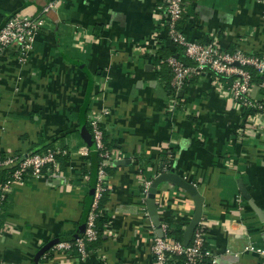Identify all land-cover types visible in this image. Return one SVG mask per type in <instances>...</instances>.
I'll return each instance as SVG.
<instances>
[{
    "label": "crops",
    "instance_id": "1",
    "mask_svg": "<svg viewBox=\"0 0 264 264\" xmlns=\"http://www.w3.org/2000/svg\"><path fill=\"white\" fill-rule=\"evenodd\" d=\"M49 1L0 0V28L15 13L45 19L26 60L17 45L0 52V154L67 149L55 172L13 188L0 264H36L49 242L83 235L91 189L80 128L87 99L89 114L107 111L101 126L118 148L102 203L109 221L85 259L73 247L53 251L44 264H152L157 228L142 211L141 190L171 150L175 172L204 197L206 246L217 264H262L256 249L264 248V221L252 203L264 215V126L248 122L212 73L192 79L171 108L166 60L184 54L167 36V0H63L44 14ZM181 29L196 41L262 55L264 0H185ZM157 207L162 221H177L193 214L194 202L164 183Z\"/></svg>",
    "mask_w": 264,
    "mask_h": 264
},
{
    "label": "built area",
    "instance_id": "2",
    "mask_svg": "<svg viewBox=\"0 0 264 264\" xmlns=\"http://www.w3.org/2000/svg\"><path fill=\"white\" fill-rule=\"evenodd\" d=\"M63 0H51L44 7V14L55 9ZM168 15V38L182 49L185 57L190 60L186 62L182 58L170 55L166 63L172 71L170 82V103L171 108H177L180 103L179 92L195 77L203 74L215 73L219 77L227 79L224 84L234 100L244 106L246 111L253 110L247 117L249 123L255 126H264V54H248L242 50H227L220 47L217 42H200L191 39L181 29V20L185 13V0H167L165 6ZM44 17H33L24 13L11 15L0 28V52L11 45H17L21 54L20 59L26 60L33 47L37 33L44 24ZM160 47V44L157 46ZM157 51L153 53L156 55ZM255 75L260 80H255ZM260 90V98L254 95V90ZM103 113H91L90 125L95 139L96 147L100 150L102 160L98 169V180L94 189V198L86 221L85 230L81 237L74 241H63L53 245V251L59 252L77 247L81 258L85 259L89 254L88 245L99 239L100 231L97 220L102 216L103 209L101 201L108 192L107 167L112 165L118 157V150L107 148L104 143L105 131L101 126ZM85 153L90 152L85 147ZM67 154V149L62 146H53L43 152L30 151L26 154H12L0 158L1 168H12V178L5 183H0V202L10 197V194L17 184L25 183L30 178H40L55 172L59 168V156ZM90 165V161L88 163ZM168 172V167H164ZM88 175V174H87ZM89 180V175H88ZM151 180L144 182L142 187L141 208L151 223L153 233L156 226L152 223L151 216L147 209V198ZM192 215H189L190 221ZM186 224V225H187ZM163 236L153 235L151 248L154 254L152 264H175L173 255H184L185 264H217L216 257L206 246V223L201 220L196 226L192 239L187 246L182 240L168 235L169 223L160 222ZM253 249H256L252 247ZM261 255V263L264 264V248H257ZM38 264H44L40 262Z\"/></svg>",
    "mask_w": 264,
    "mask_h": 264
},
{
    "label": "trees",
    "instance_id": "3",
    "mask_svg": "<svg viewBox=\"0 0 264 264\" xmlns=\"http://www.w3.org/2000/svg\"><path fill=\"white\" fill-rule=\"evenodd\" d=\"M200 42H203V41H200ZM207 42H211V40H207ZM181 53L183 54V52L181 51ZM178 57L182 58L183 60H185L186 62L190 63V60L185 57L184 55L183 56H180L178 55ZM212 75H216L215 73H212ZM217 77H219L218 75H216ZM221 78V80H226L227 78L224 77V76H221L219 77ZM255 80H260V76L259 75H255ZM192 81V80H191ZM189 81V82H191ZM188 82V83H189ZM169 90H170V85H169ZM90 100H86L84 102V105H83V108L81 109V123H85L87 125V127L92 130V127L90 125V115L91 113L89 114V103ZM251 112H254L253 110H249V111H246L244 116L245 118L251 113ZM88 114V115H87ZM104 143H105V146L107 148H117V145L114 144L113 141H110L108 140V138L106 137V135L104 136ZM53 147V146H51ZM51 147H46L42 150H36V151H33L34 153L36 152H43L45 150H47L48 148H51ZM6 156H8V154H5V153H1L0 154V158H5ZM90 165L85 169V172L89 175V186L90 188H94L96 187V184H97V180H98V169H99V166H100V162L102 160V157L100 155V150L96 149L95 150H91L90 149ZM62 155L59 156V160L61 159ZM145 157H137V160L140 161V160H144ZM161 166H160V169L159 171L162 172L164 171V167H168V170H172L174 169L173 168V163H174V151L171 150L170 152L166 153V155L164 157L161 158ZM110 168H111V165L109 167H107V172L109 173L110 171ZM12 173H13V169L12 168H1L0 169V183H5L7 182L9 179L12 178ZM2 192L0 190V196H1ZM89 198H90V204H89V208H88V211H87V214H86V217H85V221H84V224L86 225V221H87V218H88V215H89V212H90V209H91V205H92V202H93V198H94V191L93 193L91 192V189H90V193H89ZM106 195V194H105ZM104 195V196H105ZM104 198V197H103ZM103 199L101 201V208L103 209ZM8 205H9V198H6L4 201H1L0 202V226H3L4 225V221L6 219V213H7V208H8ZM189 220V217L188 216H183L182 218H180L179 220L177 221H167L169 223V230H168V235L169 236H172L174 238H176L177 240H183V235H184V227L185 225L187 224ZM109 221V218L108 216L106 215V213H104V209H103V214L102 216L97 220V225L99 227V231H100V236H99V239L101 238L102 236V233H103V226L108 223ZM85 229V227H84ZM72 234V233H71ZM80 237V236H78ZM77 236H72L70 238L71 241H74L78 238ZM99 239L97 241H99ZM96 241V242H97ZM94 242V243H96ZM94 243H91V244H94ZM91 244L88 245V249L90 248ZM77 248V247H76ZM52 252H53V249H50L49 251H47L46 253H44L43 255H41L37 260H36V264L40 263V262H44L46 258H49L52 256ZM173 261L175 262V264H185V261H186V258L184 255H173Z\"/></svg>",
    "mask_w": 264,
    "mask_h": 264
},
{
    "label": "water",
    "instance_id": "4",
    "mask_svg": "<svg viewBox=\"0 0 264 264\" xmlns=\"http://www.w3.org/2000/svg\"><path fill=\"white\" fill-rule=\"evenodd\" d=\"M81 135L84 139V141L88 144L89 148L91 150L96 149V143L95 139L93 137L92 132L88 129L87 125L85 123H81ZM125 160L118 161V164L124 163ZM164 183H172L181 189H183L185 192H187L194 202V211L190 218L189 223L186 225V228L184 230L183 235V244L187 246L189 242L192 239L194 230L198 223L202 220L203 211H204V197L200 193V191L197 189V187L189 180H187L185 177L178 175L175 172V169H172L168 172H164L159 174L155 179L152 181V184L149 188L148 198L146 201L148 212L153 220L154 225L157 228V235L163 236V232L160 228V222L161 218L158 213V207H157V192L160 189V187ZM94 188H91V192L93 193ZM242 193L244 196H246V191L242 188ZM254 209L260 216L261 220L264 221V215L256 205L252 203ZM85 230V229H84ZM63 241H71L67 238L57 239L52 242H49L46 244L38 253L36 259H38L41 255H43L47 250H49L53 245L59 242Z\"/></svg>",
    "mask_w": 264,
    "mask_h": 264
}]
</instances>
